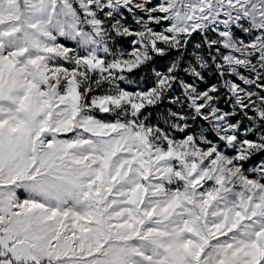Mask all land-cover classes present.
Returning a JSON list of instances; mask_svg holds the SVG:
<instances>
[{
    "label": "snow or ice",
    "instance_id": "6c2138e0",
    "mask_svg": "<svg viewBox=\"0 0 264 264\" xmlns=\"http://www.w3.org/2000/svg\"><path fill=\"white\" fill-rule=\"evenodd\" d=\"M0 264H264V0H0Z\"/></svg>",
    "mask_w": 264,
    "mask_h": 264
},
{
    "label": "rangeland",
    "instance_id": "374dc122",
    "mask_svg": "<svg viewBox=\"0 0 264 264\" xmlns=\"http://www.w3.org/2000/svg\"><path fill=\"white\" fill-rule=\"evenodd\" d=\"M125 51H131V46L130 45H127L125 48H124ZM172 56H175L176 54L173 52L171 54ZM168 63V58H160V57H156L155 58V61H154V64L153 66H155L156 68H158L159 70L160 69H165L166 65ZM163 71V70H162ZM145 74V71L142 69L138 75L136 76H133L132 78L133 79H138L140 75H144ZM122 86H126L125 84H122ZM128 90H134V86L133 87H129ZM167 103V102H165ZM171 106V105H169ZM161 111L163 110V106H161ZM149 111H153L152 109H149Z\"/></svg>",
    "mask_w": 264,
    "mask_h": 264
},
{
    "label": "trees",
    "instance_id": "16d2710c",
    "mask_svg": "<svg viewBox=\"0 0 264 264\" xmlns=\"http://www.w3.org/2000/svg\"><path fill=\"white\" fill-rule=\"evenodd\" d=\"M141 70H142V69H141ZM141 70H137V72L139 73ZM160 70L162 71V70H165V69H160ZM135 76H136V75H135Z\"/></svg>",
    "mask_w": 264,
    "mask_h": 264
}]
</instances>
